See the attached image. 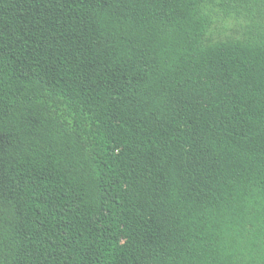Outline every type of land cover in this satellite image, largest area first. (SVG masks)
I'll return each instance as SVG.
<instances>
[{
	"label": "trees",
	"instance_id": "obj_1",
	"mask_svg": "<svg viewBox=\"0 0 264 264\" xmlns=\"http://www.w3.org/2000/svg\"><path fill=\"white\" fill-rule=\"evenodd\" d=\"M0 264H264V0H0Z\"/></svg>",
	"mask_w": 264,
	"mask_h": 264
}]
</instances>
